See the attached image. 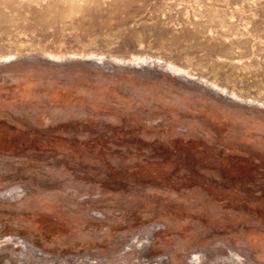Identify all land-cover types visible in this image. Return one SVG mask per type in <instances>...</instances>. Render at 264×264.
<instances>
[{
  "label": "rangeland",
  "instance_id": "obj_1",
  "mask_svg": "<svg viewBox=\"0 0 264 264\" xmlns=\"http://www.w3.org/2000/svg\"><path fill=\"white\" fill-rule=\"evenodd\" d=\"M0 264H264V0H0Z\"/></svg>",
  "mask_w": 264,
  "mask_h": 264
},
{
  "label": "trees",
  "instance_id": "obj_2",
  "mask_svg": "<svg viewBox=\"0 0 264 264\" xmlns=\"http://www.w3.org/2000/svg\"><path fill=\"white\" fill-rule=\"evenodd\" d=\"M231 168H230V166H229V170H230Z\"/></svg>",
  "mask_w": 264,
  "mask_h": 264
}]
</instances>
